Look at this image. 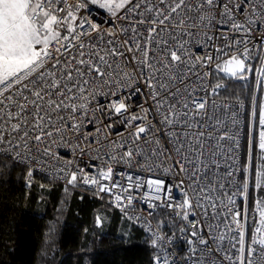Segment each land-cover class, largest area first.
Listing matches in <instances>:
<instances>
[{
	"label": "snow or ice",
	"instance_id": "obj_1",
	"mask_svg": "<svg viewBox=\"0 0 264 264\" xmlns=\"http://www.w3.org/2000/svg\"><path fill=\"white\" fill-rule=\"evenodd\" d=\"M0 158L107 197L152 264H264V0H0Z\"/></svg>",
	"mask_w": 264,
	"mask_h": 264
},
{
	"label": "trees",
	"instance_id": "obj_2",
	"mask_svg": "<svg viewBox=\"0 0 264 264\" xmlns=\"http://www.w3.org/2000/svg\"><path fill=\"white\" fill-rule=\"evenodd\" d=\"M0 165H7L0 166V264H152L146 234L105 199L79 188L66 196L63 185L39 174L28 189L22 166L3 158ZM97 215L104 217L99 228Z\"/></svg>",
	"mask_w": 264,
	"mask_h": 264
},
{
	"label": "built area",
	"instance_id": "obj_3",
	"mask_svg": "<svg viewBox=\"0 0 264 264\" xmlns=\"http://www.w3.org/2000/svg\"><path fill=\"white\" fill-rule=\"evenodd\" d=\"M101 102H103V101H101ZM22 166V165H21ZM23 167V166H22ZM36 174H39V175H42V176H44V173H41V172H37V173H35L34 175H36ZM55 182H57V183H60L61 185H62V182H59V181H55ZM79 189H81V190H84V191H86L85 189H83V188H79ZM87 192H89V193H91L92 195H93V193L91 192V191H87ZM94 196V195H93ZM96 198V197H95ZM97 200H99V201H101V200H106V202H107V204L109 205V203H108V198L107 197H105L104 199H98V198H96ZM110 206V205H109ZM110 207H112V206H110ZM141 207V205H137V208L139 209ZM112 209H114V210H116L122 217H124L125 219H127L124 215H123V213H121L120 212V210L118 209V208H115V207H112ZM168 217L166 216V214L163 212V210H157V215L155 216V218H153V226H155L156 225V221L157 220H159V219H167ZM128 220V219H127ZM129 221V220H128ZM133 225H135L136 227H138V228H140L145 234H146V236L148 237V239L151 241V238H150V235H149V233H147L145 230H144V228H143V226L141 225V224H139V223H134L133 221H130ZM164 231H166V232H168L169 231V229L167 228V227H165L164 228ZM179 248H180V241L178 240L177 241V243H176V245H174L171 249H170V255H173V254H179ZM155 254H156V250H155Z\"/></svg>",
	"mask_w": 264,
	"mask_h": 264
},
{
	"label": "rangeland",
	"instance_id": "obj_4",
	"mask_svg": "<svg viewBox=\"0 0 264 264\" xmlns=\"http://www.w3.org/2000/svg\"><path fill=\"white\" fill-rule=\"evenodd\" d=\"M112 208V207H111Z\"/></svg>",
	"mask_w": 264,
	"mask_h": 264
}]
</instances>
